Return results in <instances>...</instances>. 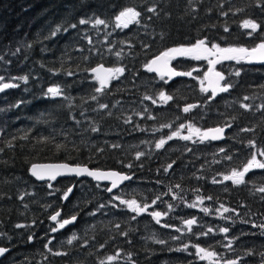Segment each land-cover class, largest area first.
Masks as SVG:
<instances>
[{
	"label": "trees",
	"instance_id": "16d2710c",
	"mask_svg": "<svg viewBox=\"0 0 264 264\" xmlns=\"http://www.w3.org/2000/svg\"><path fill=\"white\" fill-rule=\"evenodd\" d=\"M129 7L141 13L138 22L117 26ZM97 18L105 23L96 25ZM246 20L260 27L245 28ZM198 40L209 49L258 47L264 0H0V83L17 85L0 96V248L10 250L0 264H109V256L117 257L110 264H264V170L250 169L239 185L224 179L264 151V65L244 59L219 66L223 86L232 87L215 98L203 83V57L175 56L172 66L191 73L176 80L147 67ZM97 66L124 72L98 92ZM50 87L62 95L51 97ZM161 92L172 99L161 100ZM188 105L196 107L184 112ZM216 127L228 128L224 142L200 139ZM40 163L133 179L111 195L89 180L39 184L28 171ZM73 216L74 225L59 228ZM198 248L215 255L202 259Z\"/></svg>",
	"mask_w": 264,
	"mask_h": 264
},
{
	"label": "snow or ice",
	"instance_id": "6c2138e0",
	"mask_svg": "<svg viewBox=\"0 0 264 264\" xmlns=\"http://www.w3.org/2000/svg\"><path fill=\"white\" fill-rule=\"evenodd\" d=\"M149 12L152 13H156V8L155 7H150L148 8ZM141 15L140 12L136 11L134 8H125L124 10L119 12V15L116 16V20L119 22L117 26H123V27H127L129 22L132 21H137V18ZM88 21L81 19L79 21L80 24H85ZM138 22V21H137ZM105 21L102 19L97 18L95 20V24L96 25H101L104 24ZM243 26L245 28H249L252 31H256L260 25H258L255 21L252 20H246L244 21ZM71 27L75 28L76 25H71ZM60 29L58 28L56 31H59ZM225 31H227V28H225ZM251 34V33H249ZM52 35H55V32L52 33ZM215 50L216 52H219L222 54V58L223 59H235L237 61L244 59L246 57H252V56H257L258 54V58L261 60H264V43L260 44L258 46V48H254L252 49L250 52L248 49L246 48H220L219 45L217 44H213L211 49H209L205 43V40H198L196 44L190 46V47H184V46H179V47H174V48H170L167 51H164L160 54V56L156 57L155 59H153L151 61V63L149 65H147L148 70L149 71H153L154 65H157V63L159 61H165V63L167 62V60L174 58L175 56H185V55H190V54H196L195 58L199 59L200 58V52H212V50ZM0 59H2V57H0ZM93 72L97 73L96 75V79L99 81L101 87L96 89V91H102L104 87L107 86L108 80L115 77L118 78L117 74H123L124 69L123 68H116V69H104L103 71L105 73H107L106 76H101L99 73L101 71V69H93ZM237 76L240 75L239 71H237L235 73ZM68 75H72V73H68ZM173 75H191V73H173ZM220 80H223L224 77L221 76L219 73L216 74ZM20 79H23L24 81H27V77H21ZM4 80L3 76H0V82H2ZM17 87L16 84L14 83H0V92L4 91L5 89H9V88H15ZM232 87V85L230 84H226L223 87L219 88V91L221 92H227L228 89ZM47 94H50L51 97L55 98L58 97L60 95H62V91L59 87H50L47 89ZM215 95V89L213 90V96ZM146 99H151V97H145ZM92 99H96V97H92ZM160 99L163 101H168L171 100L172 97L171 96H167L165 95L163 92L160 93ZM245 99H248V97H245ZM153 103H155V100H153ZM101 109H105L108 107V105L106 104H101L99 106ZM196 107V105H188L187 107H185L183 109L184 112H188L190 111L192 108ZM241 107L245 108V109H250V105L247 104H242ZM128 122V121H126ZM230 127V125H228ZM98 128H93L92 131L96 132L98 131ZM224 128L220 127V128H215V129H211L209 130L210 132L213 133V135L211 136V139H219L222 138V134L224 132ZM243 131H252V129H243ZM196 133H199V129L195 130ZM178 135V133H173V136ZM173 136H169L168 139H172ZM209 134L206 132L201 136V140L204 139H208ZM185 140H190L191 136H184L182 137ZM166 143V141L164 139H161L157 144H156V148H162L164 146V144ZM250 144H252L254 146V142L249 141ZM11 147V145H9ZM57 147H61L60 145H57ZM113 147H116V145H113ZM221 151H224V149H221ZM140 155H143L142 153H138L137 154V158H139ZM261 156H264V151L260 152ZM228 159H231V157H228ZM41 168L43 170L38 171L37 169ZM172 165L169 164L168 168H171ZM252 168H261L264 169V163L258 161L255 157V155H253L252 159L248 161V163L244 166L242 171H236L233 170L231 175H226L224 177L225 180H232V182L234 184H243L244 181V176L245 174ZM32 175L36 176L38 179H45L46 177L49 179H55L56 176L61 175L63 172H67V173H71V174H75L77 176L79 175H88V176H92L96 179H113V184L112 187H116V183L117 180H127L130 179V177L124 175H120L119 173L116 172H99V171H92L89 170L86 166H70L68 164H60V165H46V166H36L33 165L32 166ZM165 171H167V169H165ZM216 182V181H213ZM72 191L71 188L68 189V191L64 194V198L67 199L68 193H70ZM107 191L111 192L112 188L107 189ZM260 192H264V187H261L259 189ZM21 199H23V197H21ZM116 199H119L118 197ZM210 199V197H209ZM122 204H127L128 207L137 213H140L142 211H144V208H140L138 205H136V201H120ZM115 206V205H113ZM100 207H104V205H101ZM205 211H207V209H205ZM229 211L228 208H224V212ZM60 213L57 212L56 215H53L51 217V219L53 221H56L57 218L59 217ZM161 214L159 212L154 213V216L159 217ZM76 220V216L71 217V219H65L62 220L61 222H59V228H64L66 225L73 223ZM157 222H159L157 220ZM188 224H192L194 223V221H188ZM256 225H254L255 227ZM17 227H22V225H17ZM118 227V225H117ZM259 227H261L262 229H264V225H259ZM57 229H53V231H56ZM220 231L227 233L229 231L228 228H222ZM124 235H127L126 233H124ZM32 237H29V240H31ZM77 239V237L75 235H73V237L68 241L69 244L72 243L73 240ZM50 243V241H49ZM160 243H163V241H160ZM47 247V245H46ZM101 248L104 247V245H100ZM230 247V245H229ZM8 251L7 248H0V256L4 255L6 252ZM49 251H51V249H49ZM198 254H203L201 256V258H207V257H212L215 255V253L212 252H208L203 248H198L197 249ZM251 254V253H249ZM54 255H67V253H60V252H56L54 253ZM119 255V254H117ZM262 256H264V253H261ZM117 257L116 256H109L107 257V261L112 262L113 260H115ZM100 264H105V261H100ZM227 264H238L237 261L232 260V261H227Z\"/></svg>",
	"mask_w": 264,
	"mask_h": 264
},
{
	"label": "water",
	"instance_id": "95a60500",
	"mask_svg": "<svg viewBox=\"0 0 264 264\" xmlns=\"http://www.w3.org/2000/svg\"><path fill=\"white\" fill-rule=\"evenodd\" d=\"M256 48H258V47H256ZM252 50V49H251ZM251 50H249V52L251 51ZM158 56H160V54L158 55ZM158 56H156V57H158ZM208 56L209 57H212L213 58V61H212V63H211V65H210V67H209V69L207 70V73H206V75H205V84H206V90L207 91H209L211 94H212V97L213 98H215L221 91H219V88H220V86H221V83H222V80H220L219 79V77L216 75L218 72H214L213 71V69L218 65V64H220V63H227V62H230L231 60H234V59H223L222 58V54L221 53H219V52H209L208 53ZM156 57H154L153 59H155ZM248 58V61L249 62H251L252 64H254V65H256V66H262V65H264V60H261V59H259L258 58V54H257V56H252V57H247ZM153 59H151V61L153 60ZM173 59V58H172ZM172 59H169V60H167V62L165 63V61H159L158 63H157V65H154L153 66V68H154V70L153 71H151L154 75H156V76H158V77H161V78H165V79H177V78H179L180 77V75H173V73H179L178 71H176L173 67H172V65H171V63H170V61L172 60ZM151 61H150V63H151ZM149 63V64H150ZM94 69H101V71H100V75L101 76H106L107 75V73H105L103 70L104 69H107V68H105V67H103V66H97L96 68H94ZM92 73L96 76L97 75V73H95V72H93L92 71ZM220 74V73H219ZM221 75V74H220ZM215 89V95L213 96V90ZM6 90V89H5ZM5 90L4 91H2V92H0V95L3 93V92H5ZM216 128H220V127H216ZM225 130H224V132H223V134H222V138H219V139H211V136L213 135V133L212 132H210L209 130H211V129H215V128H211V129H207L206 131H204V133H208L209 134V136H208V139H204L203 141H205V142H210V143H220V142H223V141H225V139H226V133H227V131H228V129L226 128V127H223ZM203 133V134H204ZM202 134V135H203ZM201 135V136H202ZM201 136H200V139H201ZM60 164H67V163H40V164H33V165H36V166H46V165H60ZM33 165H31L30 166V168H29V171H28V174H29V176L33 179V180H35L37 183H39V184H44V183H49V182H55V181H58V180H62V179H75V180H81V179H87V180H90V181H92L93 183H95V184H99V185H107V186H109V188H112V191L111 192H109V191H107V193L108 194H112V193H114V192H116V191H118L119 189H121L124 185H126V184H128V183H130L131 181H132V179H133V176H128L127 174H124V173H121V172H118V171H113V170H107V171H105V170H94V169H90V168H88L89 170H92V171H99V172H116V173H119L120 175H122V176H124V175H126V176H128V177H130V179H127V180H117V183H116V187H112V184H113V179H115V178H112V179H96V178H94V177H92V176H88V175H79V176H77V175H75V174H71V173H67L66 171L65 172H63L61 175H58V176H56V178L53 180V179H49V178H45V179H43V180H41V179H38L36 176H34V175H32V171H31V169H32V166ZM68 165H70V166H73V167H75V166H79V165H71V164H68ZM83 167V166H82ZM38 171H41V170H43V169H41V168H39L38 167V169H37ZM108 188V189H109ZM71 193V192H70ZM70 193H68V194H70ZM75 222H76V220L73 222V223H71V224H68V225H66L65 227H68V226H72V225H74L75 224ZM10 252V250H8L4 255H2V256H0V261L2 260V259H4L6 256H7V254Z\"/></svg>",
	"mask_w": 264,
	"mask_h": 264
},
{
	"label": "rangeland",
	"instance_id": "374dc122",
	"mask_svg": "<svg viewBox=\"0 0 264 264\" xmlns=\"http://www.w3.org/2000/svg\"><path fill=\"white\" fill-rule=\"evenodd\" d=\"M200 54V57H203V58H205L206 60H202L201 61V64H203L204 66H205V68L207 69L208 68V66L211 64V59H209L208 58V55H202L201 53H199ZM195 55L196 54H190V55H188V56H190V57H192V58H195ZM241 60H244V59H241ZM96 68V67H95ZM221 70H223V67H218L217 69H216V71H219V72H221ZM93 74V73H92ZM203 83H204V79H203ZM205 85V84H204ZM222 87H223V84H222ZM256 157V159L258 160V161H260V162H262V163H264V156H261V158L259 159V158H257V156H255ZM257 169V168H256ZM259 169H261V168H259ZM261 170H264V169H261ZM197 203H201V201L200 200H197Z\"/></svg>",
	"mask_w": 264,
	"mask_h": 264
}]
</instances>
